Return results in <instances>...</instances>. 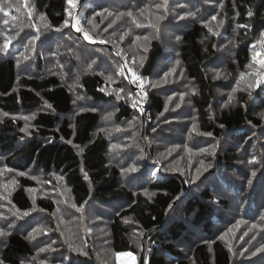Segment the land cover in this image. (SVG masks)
<instances>
[{"label": "trees", "instance_id": "trees-1", "mask_svg": "<svg viewBox=\"0 0 264 264\" xmlns=\"http://www.w3.org/2000/svg\"><path fill=\"white\" fill-rule=\"evenodd\" d=\"M0 9V264H264V0Z\"/></svg>", "mask_w": 264, "mask_h": 264}, {"label": "rangeland", "instance_id": "rangeland-1", "mask_svg": "<svg viewBox=\"0 0 264 264\" xmlns=\"http://www.w3.org/2000/svg\"><path fill=\"white\" fill-rule=\"evenodd\" d=\"M137 259V256L132 253H123L119 257V264H137Z\"/></svg>", "mask_w": 264, "mask_h": 264}, {"label": "snow or ice", "instance_id": "snow-or-ice-1", "mask_svg": "<svg viewBox=\"0 0 264 264\" xmlns=\"http://www.w3.org/2000/svg\"><path fill=\"white\" fill-rule=\"evenodd\" d=\"M68 3L69 4H71L72 3V0H68ZM3 9H0V11H2ZM129 15H131V13H129ZM249 15H251V12H249ZM181 18H183V17H181ZM213 19H215V17H213ZM80 29H77V31H79ZM262 36H264V33H262L261 34ZM85 38L87 39V36H85ZM137 39H139V37L137 38ZM146 39V38H145ZM177 39H179V37L177 38ZM4 47L6 48L7 47V44H5L4 45ZM135 106V105H134ZM165 110H167V109H165ZM261 116L262 117H264V113H261ZM109 117H106V119H108ZM27 119V118H26ZM130 127H131V125H129ZM195 129V126H193V130ZM126 171H128V170H126ZM130 171H136V169L135 168H132V169H130ZM254 174V173H253ZM78 211L79 210H81V209H77ZM28 213L27 212H25L24 213V215H27ZM37 231H39V229H37ZM0 235H3V233L2 232H0ZM31 238V237H30Z\"/></svg>", "mask_w": 264, "mask_h": 264}, {"label": "water", "instance_id": "water-1", "mask_svg": "<svg viewBox=\"0 0 264 264\" xmlns=\"http://www.w3.org/2000/svg\"><path fill=\"white\" fill-rule=\"evenodd\" d=\"M81 6H82V3L80 4L78 10L76 11V13H75V15H74V19H76L77 14H78V12H79ZM73 25H74V24H73ZM74 27H75V25H74ZM77 34H78L79 36L83 37V35H82V33H81L80 31H77ZM105 45L108 46L110 49L113 50V47H112L111 45H109V44H105ZM124 71H125V74H126L127 76H129V71H128L126 65H124ZM141 264H143V259H141Z\"/></svg>", "mask_w": 264, "mask_h": 264}, {"label": "built area", "instance_id": "built-area-1", "mask_svg": "<svg viewBox=\"0 0 264 264\" xmlns=\"http://www.w3.org/2000/svg\"><path fill=\"white\" fill-rule=\"evenodd\" d=\"M142 83H143V81H142ZM144 91H145L144 88L138 90V92H139L141 95L143 94ZM145 105H146V104H145V102L143 101V102H141V104H140L138 107L144 111V107H145ZM147 120L150 121L151 118H150V117H147Z\"/></svg>", "mask_w": 264, "mask_h": 264}, {"label": "bare ground", "instance_id": "bare-ground-1", "mask_svg": "<svg viewBox=\"0 0 264 264\" xmlns=\"http://www.w3.org/2000/svg\"><path fill=\"white\" fill-rule=\"evenodd\" d=\"M129 77V76H128Z\"/></svg>", "mask_w": 264, "mask_h": 264}]
</instances>
